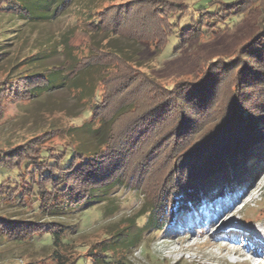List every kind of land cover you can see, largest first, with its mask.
<instances>
[{
    "label": "trees",
    "instance_id": "obj_1",
    "mask_svg": "<svg viewBox=\"0 0 264 264\" xmlns=\"http://www.w3.org/2000/svg\"><path fill=\"white\" fill-rule=\"evenodd\" d=\"M76 1L0 0V15L50 22ZM254 1L260 3L262 19L253 36L231 55L202 63L188 79L167 83L128 50L110 43L113 38L147 42L159 53L169 41L179 44L210 25L218 5L246 7ZM79 14L56 44L40 43L20 56L0 51V65L10 61L0 69V104L35 100L64 88L88 113L79 125L42 130L0 147V200L11 196L13 204H30L55 217L87 203H109L119 187L138 193L137 213L119 220L123 224L90 252L94 264H124L149 234L174 224L179 213L210 202L228 183L246 184L261 168L264 0H120L102 6L85 0ZM78 29L88 37L84 53L71 43ZM53 53L59 59L47 60ZM49 106L62 112L58 103ZM60 130H68L66 146L43 145ZM149 171L155 180L162 171L166 180L160 188L158 180L154 183L156 195L142 189ZM68 227L0 214V238L23 241L48 234L46 246L57 264H77L83 258L62 253Z\"/></svg>",
    "mask_w": 264,
    "mask_h": 264
},
{
    "label": "rangeland",
    "instance_id": "obj_2",
    "mask_svg": "<svg viewBox=\"0 0 264 264\" xmlns=\"http://www.w3.org/2000/svg\"><path fill=\"white\" fill-rule=\"evenodd\" d=\"M84 1L77 0L58 18L44 23H30L1 14L0 51H8V56L16 53L20 56L40 43L56 44L60 33L74 25ZM86 1L89 5L102 6L120 0ZM198 1L204 0H188L191 3ZM258 6L260 3L255 1L246 4V7H240L238 3L227 7L220 4L218 12L209 20L211 23L208 22L210 25L179 44L169 41L159 53L153 44L147 42L113 38L110 43L128 50L134 58L144 63L148 72L167 83L175 79H188L202 63L204 66L211 60L231 55L253 36L261 26L262 14ZM230 7H235V10ZM227 16L233 17V20H226ZM74 33L72 45L77 47L78 52H86V32L78 29ZM58 56L53 53L47 60L54 61L59 59ZM8 66L9 60L2 63L0 69L5 70ZM50 103H58L62 112L49 106ZM82 105L72 92L64 88L35 100L22 99L7 103L2 100L0 147L21 143L42 130H64L79 125L88 116L86 111H82ZM63 130L45 138L43 145H48L50 149L66 146L68 130ZM157 161L154 167L158 165ZM262 163L259 165L261 168L248 177L246 184L228 183L210 202L186 213H179L174 224L156 234H149L136 249L127 254L124 264H264V160ZM145 176L142 189L151 190L152 195H156L157 192H153L154 183L158 180L160 188L166 181L163 182L162 171L157 180L150 171ZM7 197L8 200H0V214L12 220L35 219L43 223L54 221L67 224V244L63 246L62 253L70 259L83 257L80 261L83 259L84 264H94L90 252L96 251L94 247H97L98 241L115 227L121 226L123 223L118 221L123 217L137 213L141 203L138 193L119 187L113 190L109 203H87L67 215L50 217L39 212L36 206H19L13 204L16 203L15 199ZM230 242L237 245L231 248ZM48 243V234L36 236L32 240L23 238V241L0 238V264H57L49 254Z\"/></svg>",
    "mask_w": 264,
    "mask_h": 264
},
{
    "label": "bare ground",
    "instance_id": "obj_3",
    "mask_svg": "<svg viewBox=\"0 0 264 264\" xmlns=\"http://www.w3.org/2000/svg\"><path fill=\"white\" fill-rule=\"evenodd\" d=\"M231 236H232V235H231ZM230 244H231V245H230L231 248H234V246L236 245L235 242H234V243H230Z\"/></svg>",
    "mask_w": 264,
    "mask_h": 264
}]
</instances>
